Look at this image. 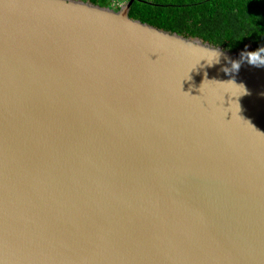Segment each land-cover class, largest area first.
Returning <instances> with one entry per match:
<instances>
[{
	"label": "water",
	"instance_id": "obj_1",
	"mask_svg": "<svg viewBox=\"0 0 264 264\" xmlns=\"http://www.w3.org/2000/svg\"><path fill=\"white\" fill-rule=\"evenodd\" d=\"M134 1L0 0V264H264V66Z\"/></svg>",
	"mask_w": 264,
	"mask_h": 264
},
{
	"label": "trees",
	"instance_id": "obj_2",
	"mask_svg": "<svg viewBox=\"0 0 264 264\" xmlns=\"http://www.w3.org/2000/svg\"><path fill=\"white\" fill-rule=\"evenodd\" d=\"M84 1L118 9L127 0ZM129 16L228 50L264 47V0H135Z\"/></svg>",
	"mask_w": 264,
	"mask_h": 264
},
{
	"label": "clouds",
	"instance_id": "obj_3",
	"mask_svg": "<svg viewBox=\"0 0 264 264\" xmlns=\"http://www.w3.org/2000/svg\"><path fill=\"white\" fill-rule=\"evenodd\" d=\"M261 53H264V47L258 50H252L247 53V62L250 65L253 66H264V55H261ZM241 59H244V54H242ZM239 62H234L232 65V68L234 71H238L239 69Z\"/></svg>",
	"mask_w": 264,
	"mask_h": 264
},
{
	"label": "rangeland",
	"instance_id": "obj_4",
	"mask_svg": "<svg viewBox=\"0 0 264 264\" xmlns=\"http://www.w3.org/2000/svg\"><path fill=\"white\" fill-rule=\"evenodd\" d=\"M124 1V0H123ZM126 2V1H125ZM125 2H119L117 3L119 6H122ZM113 3V2H112Z\"/></svg>",
	"mask_w": 264,
	"mask_h": 264
}]
</instances>
